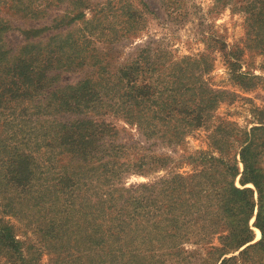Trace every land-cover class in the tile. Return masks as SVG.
<instances>
[{
	"label": "rangeland",
	"instance_id": "374dc122",
	"mask_svg": "<svg viewBox=\"0 0 264 264\" xmlns=\"http://www.w3.org/2000/svg\"><path fill=\"white\" fill-rule=\"evenodd\" d=\"M240 6V1L235 5L232 0H0V61H9L0 65V73L3 67H12V56L26 43H51L53 36H61L73 25L77 31H68V39L84 35L88 40L77 50L78 65L46 66L39 54H44L43 46L35 48L29 58L32 64L26 68L32 66L40 72L33 81L21 83L32 85L19 96H9L10 80L0 77V223L10 225L22 242L25 264L213 263L212 259L205 262V249L187 244V240L159 238L155 230H187V214L181 213L184 200L164 194L165 181L201 168L203 161L193 160L199 151L218 156L211 139L218 128L227 130L225 135L217 131L228 137L227 151H238L234 138L241 129L257 125L260 110H264V45L255 43L264 32L248 26ZM73 8L84 16L72 19L74 23L68 26L53 22L63 16L67 22ZM136 9L141 14L134 15ZM131 20L137 26L125 28V22ZM147 47L154 50L151 56L156 52L160 57L152 75L158 89L168 80L172 62L204 55L211 68L203 80L229 95L205 125L170 138L167 129H139L126 120L123 108L108 106H123L122 85L115 91L93 85L99 92V102L93 103L106 102L98 116L116 131L113 136L104 135L109 144L86 164L102 166L89 169L62 188L58 171L66 163L67 152L52 146L57 145L55 138L67 120L90 117L92 108L59 110L51 105L55 100L48 94L80 81L96 83L94 55L112 74ZM240 72L259 78L242 83L233 77ZM39 84L44 91L35 94L34 86ZM150 103L145 106L152 108ZM94 110L97 112L96 107ZM139 110L154 115L152 109L139 106ZM15 154L31 159L36 179H8ZM238 166L241 171L240 162ZM235 183L238 185V177ZM152 184L156 189H148ZM64 189L69 191L67 197L61 193ZM259 237L254 229V241ZM211 256L215 259L216 253ZM0 264H21V260L0 249Z\"/></svg>",
	"mask_w": 264,
	"mask_h": 264
},
{
	"label": "trees",
	"instance_id": "16d2710c",
	"mask_svg": "<svg viewBox=\"0 0 264 264\" xmlns=\"http://www.w3.org/2000/svg\"><path fill=\"white\" fill-rule=\"evenodd\" d=\"M232 1L235 5L236 2H241L239 9L246 14L247 24L251 29L253 27L264 32V0ZM75 9H72L73 16L67 22L64 20L66 16L54 19L53 22L64 23L67 26L73 24L72 19L84 16L83 12H76ZM135 14L141 13L136 9ZM125 23H127L125 28L128 29L137 26L132 20L131 23ZM73 26L61 35L63 39L57 35L51 38L53 40L51 43L47 42L44 45L26 43L17 52L18 54L12 56V67L10 69L3 67L4 71L0 73V77L10 80L11 88L8 89L11 95L9 96L14 93L19 96L29 90L32 83L26 85L21 83H26V80L33 81V77L39 74L40 70L38 71L37 68L32 66L26 68L28 64H32L29 60L33 56L32 51L37 47L41 49L39 45L43 46L44 54L42 52L39 54L43 57L46 66L64 67L81 63L77 50L84 40L85 43L88 40L84 35L68 39V31L72 33L77 31ZM255 43L257 46L264 45V36L255 39ZM153 51L149 47L141 49L137 58L112 74H108L110 70L108 65L95 61L94 55L92 63L96 67L95 73L98 78L96 83L80 81L74 86H66L61 91L59 89L48 94L49 99L55 100L51 105L59 110L68 107V110L74 108L77 111L81 106H86L90 110L92 108L90 117L67 120L61 126L57 134L59 136L55 138L57 145L52 147H58L60 152H67L66 163L62 164L58 171V183L62 188L71 186L89 169H98L102 166V164L96 167L86 164L96 158L100 154L99 151L109 144L104 135L113 136L112 132L116 131L111 124L98 116L102 113L103 104L106 102L101 101L99 106L93 103L94 100L99 102L98 89L92 88L93 85L107 91H115L116 86L122 85L123 91L120 96L123 106L112 103H108V106L123 108L127 115L126 120L129 123H136L139 129L150 130L151 126L167 129L170 138L205 125L211 119V112L219 102L229 95L227 90L212 88L203 80V74L211 68V62L204 55L187 56L172 62L168 80L163 84L162 89H158L152 81V75L156 71L160 57L156 52L151 56ZM227 55L232 56L229 53ZM8 63L9 61H0V65ZM233 77L242 83L259 78L247 72L234 73ZM43 89L44 86L41 84L36 85L34 93H43ZM70 97H73L71 101ZM154 98L157 100H152ZM72 101L75 106H72ZM149 101L152 108L145 106ZM139 106L145 110L152 109L154 115L140 112ZM95 107L97 112L94 110ZM260 111L257 125L241 129L238 132L239 137L234 138L238 143V151L233 153L227 151L225 143H228V137L217 134L219 131L225 135L224 132L227 130L222 131L218 128L211 136L212 145H215L218 156L212 155L211 151H199L198 156L193 157V160L203 161L201 168L187 173V176L176 174L172 180L165 181L167 185L163 188V193L184 200L181 213L187 214V227H184L187 230L183 232V228H175L174 231L157 228L156 236L173 241L187 240V244L201 250L205 249L206 263L212 259V264L237 262L264 264V116H262L264 110ZM236 153L239 156L238 160ZM30 160L26 154H15L10 160L8 179L14 182L22 180L29 182L30 178L36 179L35 176L33 177L34 165ZM239 162L242 164L241 171ZM237 177L238 185L235 183ZM7 180L6 184H8ZM155 186L157 185H149L148 189H156ZM68 192L64 189L61 193L67 197ZM171 201L173 202L172 199ZM176 208L178 205L175 206ZM252 218L254 219L250 224ZM254 229L260 233L256 241H254ZM214 241H217V245H213ZM0 249L16 256L21 260V264L28 262L24 259L22 242L14 234L12 227L4 223H0ZM236 251L237 254L227 256ZM215 253L216 257L213 259L211 255Z\"/></svg>",
	"mask_w": 264,
	"mask_h": 264
},
{
	"label": "water",
	"instance_id": "95a60500",
	"mask_svg": "<svg viewBox=\"0 0 264 264\" xmlns=\"http://www.w3.org/2000/svg\"><path fill=\"white\" fill-rule=\"evenodd\" d=\"M251 221H253V219Z\"/></svg>",
	"mask_w": 264,
	"mask_h": 264
}]
</instances>
